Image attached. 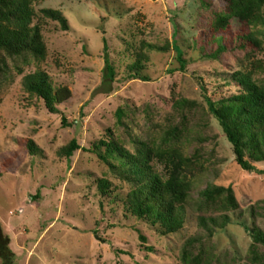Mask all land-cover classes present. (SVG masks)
<instances>
[{"label":"rangeland","instance_id":"obj_1","mask_svg":"<svg viewBox=\"0 0 264 264\" xmlns=\"http://www.w3.org/2000/svg\"><path fill=\"white\" fill-rule=\"evenodd\" d=\"M31 5L43 55L9 58L0 73V227L16 264H185L189 239L201 264H264V243L254 237L264 235V161L254 171L237 163L209 103L240 93L248 77L264 87V23L226 20L230 0ZM48 8L63 13L68 30L44 16ZM256 13L264 19V2ZM247 34L260 46L241 40ZM219 36L227 51L215 58ZM38 72L71 97L50 108L27 89ZM73 139L81 148L68 158ZM110 139L134 154L175 148L192 159L182 229L165 234L132 213V183L96 152ZM152 164L166 174L157 157ZM213 187L232 191L237 207L206 201L202 193ZM225 214L230 222L221 227Z\"/></svg>","mask_w":264,"mask_h":264},{"label":"trees","instance_id":"obj_2","mask_svg":"<svg viewBox=\"0 0 264 264\" xmlns=\"http://www.w3.org/2000/svg\"><path fill=\"white\" fill-rule=\"evenodd\" d=\"M31 2L32 0H0V73L8 69L9 58L15 61L22 58L27 61L29 56L38 58L43 55L41 29L39 25H33L35 13ZM251 2L230 0V13L224 18H237L243 22L260 20L264 23V19L256 13L264 0ZM42 12L44 16L61 22L65 30L69 29L67 19L61 11L48 8ZM224 26L221 24L216 28ZM217 39L219 45L212 54L215 58L227 51V46L223 43L224 37L219 36ZM243 39L256 47L260 46L259 40L253 34L243 35L241 40ZM246 42L241 46L246 47ZM106 69L107 74L112 77L114 70L109 59H106ZM26 86L28 91L44 98L52 109L54 104L62 103L71 97V91L66 87L53 91L45 75L39 72L27 76ZM209 103L212 113L233 146L237 163L244 170H256L254 162L264 161V87L248 77L244 82L243 91L218 102L209 99ZM177 132L179 130L175 129L173 133ZM101 146L105 147L104 150ZM80 148L77 139H73L65 148V153L71 158ZM96 150L103 161L112 165L132 183L128 205L135 216L148 219L154 225L160 224L165 234L175 233L183 228L185 218L181 205L188 198L192 188V182L187 175V169L192 163L191 158L185 157L175 148L158 152L150 148L141 149L138 154H134L114 139L101 141ZM155 157L164 163L165 175L155 171L152 164ZM113 160L117 162L114 163ZM100 187L106 191L107 181L101 180ZM225 192L224 187H213L203 191L202 195L206 201L216 202L220 199L221 205L236 208L237 203L232 191L229 190L228 194ZM211 219L218 223L217 219ZM228 222L230 217L225 214L218 224L223 227ZM201 223L207 224L205 217L201 218ZM254 237L264 243V235L260 232L254 231ZM193 243L194 239H189L186 244L182 257L185 264H201L200 257L187 250ZM9 244V237L0 227V258L3 264H16V254Z\"/></svg>","mask_w":264,"mask_h":264}]
</instances>
